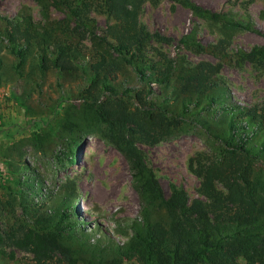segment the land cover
Returning <instances> with one entry per match:
<instances>
[{
  "label": "rangeland",
  "instance_id": "374dc122",
  "mask_svg": "<svg viewBox=\"0 0 264 264\" xmlns=\"http://www.w3.org/2000/svg\"><path fill=\"white\" fill-rule=\"evenodd\" d=\"M195 1L252 28L195 13L181 0L144 1L140 20L151 33L149 57L176 60L175 76L162 86L153 83L149 100L179 116V125L155 143L136 138L166 196L175 189H184L190 198L201 196L192 157L221 151L218 135L228 133L233 106L264 101V64L245 60L242 54L264 46V0ZM10 20L32 33V52L23 62L7 38ZM113 22L97 0L86 26L54 0H0V232L6 235L0 264H39L8 236L55 225L64 226L62 240L82 263L146 264L137 231L148 223L170 225L175 220L161 200L142 187L122 151L103 136L105 125L86 103L92 76L85 69L99 53L110 58L119 91L145 85L100 39ZM41 38L79 43V60L85 64L77 70L44 68L36 44ZM201 63L216 69L215 82L205 94L184 78ZM235 119L244 118L236 114ZM249 133L247 144L256 155L257 197L264 200V136L261 129ZM58 258L51 264H60ZM235 264H264V251L253 260L238 253Z\"/></svg>",
  "mask_w": 264,
  "mask_h": 264
},
{
  "label": "trees",
  "instance_id": "16d2710c",
  "mask_svg": "<svg viewBox=\"0 0 264 264\" xmlns=\"http://www.w3.org/2000/svg\"><path fill=\"white\" fill-rule=\"evenodd\" d=\"M94 1L54 0L66 5L70 15L83 26L87 24ZM97 1L114 19L100 39L134 68L145 85L137 90L119 91L114 84L110 58L99 53L100 57L93 59L85 69L90 70L92 76L86 103L94 108L96 118L105 125L103 136L126 156L142 187L148 188L175 216L170 225L155 221L148 223L143 231H137L142 258L146 264H235L238 253L252 260L257 258L264 251V200L257 197L259 182L253 176L256 155L247 143L251 139L249 131L256 133L261 129L264 136V101L250 107L233 106L227 122L228 133L218 135L223 142L221 151L215 154L199 152L192 157L191 168L201 179V196L190 198L184 189H175L166 196L147 167L136 138L155 143L179 125V116L149 100L154 92L153 83L162 86L175 76L176 60L168 55L156 60L149 57L147 41L151 33L140 20L145 0ZM181 1L195 13L252 28L248 23L230 19L225 13L195 0ZM31 37L32 33L20 23L8 21L7 38L20 62L32 52ZM50 41L41 38L36 42L44 68L77 70L80 64H85L79 60L83 55L79 43ZM198 46L206 49L201 44ZM242 54L245 60L264 64V46H254ZM215 70V66L201 63L184 78L195 91L205 94L215 82ZM236 114L244 119H235ZM260 146L264 148V140ZM63 230L64 226L59 225L46 231L29 227L21 235L8 238L15 247L31 252L39 264H51L56 256L60 264H85L63 242ZM5 240L6 235L0 232V245Z\"/></svg>",
  "mask_w": 264,
  "mask_h": 264
}]
</instances>
